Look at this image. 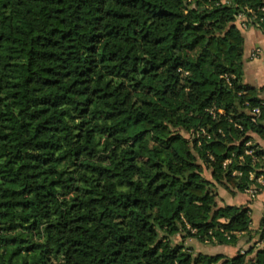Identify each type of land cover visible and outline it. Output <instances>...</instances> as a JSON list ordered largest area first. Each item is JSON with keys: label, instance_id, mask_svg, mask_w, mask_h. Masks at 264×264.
Listing matches in <instances>:
<instances>
[{"label": "trees", "instance_id": "16d2710c", "mask_svg": "<svg viewBox=\"0 0 264 264\" xmlns=\"http://www.w3.org/2000/svg\"><path fill=\"white\" fill-rule=\"evenodd\" d=\"M239 14L264 36V0H0V264H264L183 242L253 238L217 186L264 193V116L204 117L262 107Z\"/></svg>", "mask_w": 264, "mask_h": 264}, {"label": "crops", "instance_id": "0c3cea01", "mask_svg": "<svg viewBox=\"0 0 264 264\" xmlns=\"http://www.w3.org/2000/svg\"><path fill=\"white\" fill-rule=\"evenodd\" d=\"M242 35L244 38L242 81L244 85L259 90L258 97L263 100L264 104V62L261 58L251 59V54L255 50H262L264 48V36L259 30L252 27H247L244 30L242 29ZM218 197L222 198V203H219V206L229 205L248 208L251 217V226L254 228L257 227L258 229L260 228V220L264 214V193H258L253 200H250L251 202H249L245 193L231 195L224 189L221 193L218 192ZM225 246L226 245L216 246L217 252L213 255H224L222 251Z\"/></svg>", "mask_w": 264, "mask_h": 264}, {"label": "built area", "instance_id": "2783aa9c", "mask_svg": "<svg viewBox=\"0 0 264 264\" xmlns=\"http://www.w3.org/2000/svg\"><path fill=\"white\" fill-rule=\"evenodd\" d=\"M236 24L240 29H245L247 27H251L252 25L248 24L246 22V19L244 17L243 14H239L237 15L236 18ZM255 58H261L264 62V48L262 50H255L252 54H251V59H255ZM227 82L229 81V79H233V76H228V75H224L222 76ZM264 116V104H262V107H255L253 108L252 112L250 115L247 116V118H243V119H235L232 118V111L229 109H223V108H216V107H212L209 108L205 111L204 117H210V119L213 122H220L222 120H228L230 123H232L234 126L239 127V124L241 122L244 121H250L252 123H259L260 118H262ZM200 134H206L205 130L203 128H198V129H192L189 131V134L187 136V143L191 144L194 140H197L200 137ZM246 146L251 145V141H248L246 144ZM246 154L250 155L252 154L251 150H246L245 151ZM264 159V157H263ZM226 163H229V160H226L224 162V165ZM232 175H240V173L238 171H233ZM249 180H254L257 184H261L263 182V178L261 175L259 176H255V172L251 171L248 174ZM246 193H249L252 198H255V196L257 195V190L255 187L250 186L247 190Z\"/></svg>", "mask_w": 264, "mask_h": 264}, {"label": "rangeland", "instance_id": "374dc122", "mask_svg": "<svg viewBox=\"0 0 264 264\" xmlns=\"http://www.w3.org/2000/svg\"><path fill=\"white\" fill-rule=\"evenodd\" d=\"M104 161H107V160H104ZM204 176L209 180L211 179L209 171L204 172ZM262 185H264V182L261 183V186ZM217 191L221 193L223 191V188L218 185ZM257 192H258V190H257ZM245 194L247 195L249 202H251L250 200H253L252 196L249 193H246V191H245ZM221 200H222V198L218 197V205H219V203H222ZM59 202L61 203V201H59ZM61 205H62V203H61ZM250 228H251V232L253 233V238L249 243L246 242V237L241 235V238L238 240V242L236 243L235 246H227L226 245L225 247H223V251H222L223 254L226 255L227 257H233L237 253H239V252L244 253L253 247H254V249H252V251L256 250L257 248H263L264 247V241L262 242V240L259 237V229L257 227L254 228L251 225H250ZM40 231H42V229ZM8 234H11V232ZM237 234L239 235V233H237ZM173 240H175V242H178L180 240V238H179V236H176L173 238ZM183 242H184L185 247H187L188 250L192 253H202V254L213 255L217 252L216 246H221V245H212V244L207 243V242H200L197 239H189V238L184 239ZM253 255H254L253 252L249 253L247 259L248 260L252 259Z\"/></svg>", "mask_w": 264, "mask_h": 264}]
</instances>
